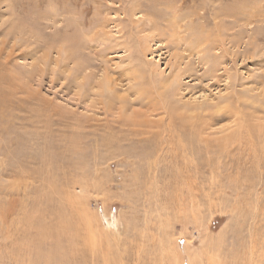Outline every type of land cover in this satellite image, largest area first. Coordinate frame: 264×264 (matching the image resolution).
Listing matches in <instances>:
<instances>
[{
  "label": "rangeland",
  "instance_id": "1",
  "mask_svg": "<svg viewBox=\"0 0 264 264\" xmlns=\"http://www.w3.org/2000/svg\"><path fill=\"white\" fill-rule=\"evenodd\" d=\"M108 252L264 264V0H0V264Z\"/></svg>",
  "mask_w": 264,
  "mask_h": 264
},
{
  "label": "bare ground",
  "instance_id": "2",
  "mask_svg": "<svg viewBox=\"0 0 264 264\" xmlns=\"http://www.w3.org/2000/svg\"><path fill=\"white\" fill-rule=\"evenodd\" d=\"M70 40V39H69ZM229 111V115H231V117H237V114L235 113V112H233L232 110H228ZM221 119V118H220ZM238 119V118H237ZM142 153V152H141ZM148 156H150V155H148ZM147 162H148V160H147ZM156 168V167H155ZM76 198L78 199V201H79V197L78 196H76ZM82 201V200H81ZM84 218H86V217H84ZM110 225V227H115L114 225H115V223H113V224H109ZM91 228V227H90ZM93 233V232H92ZM88 236H90V235H88ZM88 238V237H87ZM61 245V244H60ZM95 245H98V243L97 242H95ZM100 248V247H99ZM98 248H94V250L96 251ZM106 250H110V248H108V249H106ZM107 255H108V257L107 258H105V257H103V260H104V264H111V262H112V260H113V256H111L110 254H109V252L108 253H106ZM178 256V259L180 260V257H179V255H177ZM181 261H182V259H181ZM181 263V262H180Z\"/></svg>",
  "mask_w": 264,
  "mask_h": 264
}]
</instances>
